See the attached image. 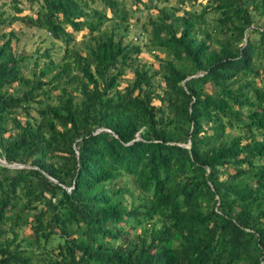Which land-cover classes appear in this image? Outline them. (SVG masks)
Instances as JSON below:
<instances>
[{
  "label": "trees",
  "instance_id": "trees-1",
  "mask_svg": "<svg viewBox=\"0 0 264 264\" xmlns=\"http://www.w3.org/2000/svg\"><path fill=\"white\" fill-rule=\"evenodd\" d=\"M7 1L63 52L0 29V264H264V0Z\"/></svg>",
  "mask_w": 264,
  "mask_h": 264
},
{
  "label": "rangeland",
  "instance_id": "rangeland-1",
  "mask_svg": "<svg viewBox=\"0 0 264 264\" xmlns=\"http://www.w3.org/2000/svg\"><path fill=\"white\" fill-rule=\"evenodd\" d=\"M124 1V6L129 7V9L134 10V4L130 2L129 0H122ZM3 2L0 0V4ZM168 4H173L175 0H170L168 1ZM89 5L93 8H101V4L98 0H93V1H88ZM161 4H166V3H161ZM19 8H21L20 15L24 14H31L34 16V10L36 7L35 2H30V0H19ZM194 8L198 9L199 6L197 3L194 4ZM2 10H4L5 15L11 16L14 14V10L10 7V3L6 0L3 5L0 6ZM137 7L140 9V11L136 10L132 12V21H129L130 25L128 28V34L126 37L123 39V41H127L128 39H131L134 42H137L141 47L142 51L139 54L140 60L143 61L144 63H147L151 65L152 67H156L158 65V60L154 57V55L162 56V53L155 49H150L149 51L144 50V44L149 42V34L146 32L142 26V24L147 23V15L149 13L153 14L156 12V10L151 9V10H146L143 6L137 5ZM188 8L187 5H184V10ZM107 14H109L107 12ZM139 15V21L134 22L136 16ZM146 28H149V25L146 24ZM10 28H13L15 30V34L17 36V39L12 40L11 44L15 48V52L18 55H24L27 56L28 58V66L29 68H32L31 66V61L33 60V57H37L38 63L41 65L43 61H46V57H42L41 54L46 50L48 54L50 55V58L54 61H58L59 57L61 56L63 52V43L59 40H54L52 39L48 33L42 29V28H37L34 26H26L24 23L21 21H13L10 25L2 24L0 26V29L2 31H6ZM144 30V31H143ZM85 33L84 31H78L74 32L73 36L76 41H79L81 39V35ZM150 48H153L150 46ZM25 71V70H24ZM35 72H37V68L34 69ZM26 72V71H25ZM27 74H30V72H26ZM132 73L131 71H127V73L123 76L125 79H129L131 77ZM156 77H153L152 80H155ZM125 80H121L120 86L125 85ZM155 104H157V101H154ZM186 145V144H185ZM28 238H31V232L28 228H23L21 230V233Z\"/></svg>",
  "mask_w": 264,
  "mask_h": 264
},
{
  "label": "water",
  "instance_id": "water-1",
  "mask_svg": "<svg viewBox=\"0 0 264 264\" xmlns=\"http://www.w3.org/2000/svg\"><path fill=\"white\" fill-rule=\"evenodd\" d=\"M0 164L3 166H7L10 168H19V167H23V164H18V163H6L5 161L0 159Z\"/></svg>",
  "mask_w": 264,
  "mask_h": 264
},
{
  "label": "crops",
  "instance_id": "crops-1",
  "mask_svg": "<svg viewBox=\"0 0 264 264\" xmlns=\"http://www.w3.org/2000/svg\"><path fill=\"white\" fill-rule=\"evenodd\" d=\"M182 82H180V84H181Z\"/></svg>",
  "mask_w": 264,
  "mask_h": 264
}]
</instances>
